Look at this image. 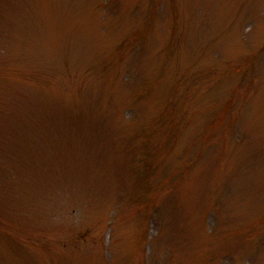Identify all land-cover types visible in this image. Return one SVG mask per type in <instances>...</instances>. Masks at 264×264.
Masks as SVG:
<instances>
[{
	"label": "rangeland",
	"instance_id": "374dc122",
	"mask_svg": "<svg viewBox=\"0 0 264 264\" xmlns=\"http://www.w3.org/2000/svg\"><path fill=\"white\" fill-rule=\"evenodd\" d=\"M263 43L264 0H0V264H264Z\"/></svg>",
	"mask_w": 264,
	"mask_h": 264
}]
</instances>
